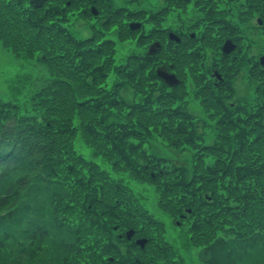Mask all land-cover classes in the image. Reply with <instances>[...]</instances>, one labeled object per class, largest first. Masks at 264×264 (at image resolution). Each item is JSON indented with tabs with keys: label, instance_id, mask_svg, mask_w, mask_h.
Returning <instances> with one entry per match:
<instances>
[{
	"label": "trees",
	"instance_id": "16d2710c",
	"mask_svg": "<svg viewBox=\"0 0 264 264\" xmlns=\"http://www.w3.org/2000/svg\"><path fill=\"white\" fill-rule=\"evenodd\" d=\"M126 11L118 8L80 39L64 7L54 16L25 0H0V44L49 74L27 106L0 98V264H182L166 224L126 176L153 187L159 209L187 224L190 245L204 255L199 264H235L245 247L264 243V99L247 108L209 98L202 87L209 52L222 38L177 43L163 34L177 23L161 18V9L135 30ZM154 41L160 48L148 55ZM162 64L180 84L157 76ZM193 100L205 127L213 126L210 143L197 133ZM152 136L192 148L191 168L150 153ZM136 238L147 239L144 247Z\"/></svg>",
	"mask_w": 264,
	"mask_h": 264
},
{
	"label": "flooded vegetation",
	"instance_id": "af4514ba",
	"mask_svg": "<svg viewBox=\"0 0 264 264\" xmlns=\"http://www.w3.org/2000/svg\"><path fill=\"white\" fill-rule=\"evenodd\" d=\"M25 3L54 16L56 7L61 6L71 21L83 17L96 20L95 23L105 21L118 8L127 7L128 23L139 22L141 27L154 11L161 9L164 13L161 18L173 17L172 21L177 23L175 30L164 27L163 34L168 38L173 32L180 38L179 42L199 37L224 40L219 49L211 53L210 77L202 85L209 98H240L239 90H252L254 98L264 99V64L261 62L264 55V0H25ZM75 4H80V9H72ZM159 4L161 7L156 10ZM234 15L241 18L239 25L242 26L238 25L236 32L232 31ZM228 39L236 44V48L225 53L222 47ZM182 90L192 91L188 81L183 82Z\"/></svg>",
	"mask_w": 264,
	"mask_h": 264
},
{
	"label": "rangeland",
	"instance_id": "374dc122",
	"mask_svg": "<svg viewBox=\"0 0 264 264\" xmlns=\"http://www.w3.org/2000/svg\"><path fill=\"white\" fill-rule=\"evenodd\" d=\"M160 4L155 7L159 9ZM173 17H169V22L172 21ZM234 23H240L237 20L236 15L233 16ZM72 20L67 27L69 31L77 38H86L91 36L93 31V24L97 27L100 23L96 20H87L85 18H79L77 21ZM241 28L242 26L239 25ZM115 31V29H112ZM111 30H107L108 35L115 37L116 33ZM120 48V45H119ZM126 47H122L118 51L117 57L119 60L123 59L125 54L124 50ZM210 56H211V52ZM42 73H45L44 78L40 79ZM48 71L40 62L34 59H20L16 58L14 54L4 48L0 44V98L17 101L27 106V98L30 94L39 86V83L48 77ZM125 96L131 97L128 90L123 93ZM238 96L240 98H231L234 103L244 105L247 108H251L256 104V98H254V93L252 90L247 92L238 91ZM131 98H129L130 100ZM189 107L194 110V114L197 115V133L203 134L205 136V143H210L214 139V129L213 126L205 127L208 124V118L203 112L200 104L193 100ZM190 108V109H191ZM189 108H185V110ZM206 122V125H205ZM76 144L81 151H83L89 158L92 156V150L85 145L80 135L76 139ZM147 148L150 153L155 156L164 157L172 160L173 162L181 165H185L187 168H191L192 164V154L193 149L186 147L181 150L169 144L165 140L152 136L148 138ZM95 161H102L101 158H93ZM129 184L139 193L143 198L147 208L154 213L156 217L162 220L166 224L167 229V240L172 243L175 250L177 251L178 257L182 264H199L201 258V251L194 249L189 243V233L187 231V224L183 223L177 224L171 217H169L165 212L161 211L157 205V194L153 187H148V184H139L135 180H131L126 176ZM240 260H235V264H264V243L257 244L253 247H245ZM236 253L235 255H238Z\"/></svg>",
	"mask_w": 264,
	"mask_h": 264
},
{
	"label": "water",
	"instance_id": "95a60500",
	"mask_svg": "<svg viewBox=\"0 0 264 264\" xmlns=\"http://www.w3.org/2000/svg\"><path fill=\"white\" fill-rule=\"evenodd\" d=\"M35 1L37 2L38 0H35ZM130 28L133 30L139 29V28H141V23L132 22V23H130ZM169 38H170V40L175 41V42L180 41V38L173 32H170ZM160 45L161 44L159 41H154L153 43H151L148 46L147 54L148 55L155 54V52L159 50ZM235 48H236V44L231 39L226 40L223 44V47H222L223 52H225V53H230ZM261 62L264 64V55L261 57ZM156 74L159 78H161L170 87L177 86L180 83V79L177 77V75L174 73H171L164 64L158 65L156 67ZM190 211L191 210L188 209V212H190ZM181 217H185V216L182 215ZM133 234H134L133 229H128L125 232V236L128 240H130L133 237ZM146 240H147L146 238H138L135 240V242L139 246L144 247Z\"/></svg>",
	"mask_w": 264,
	"mask_h": 264
}]
</instances>
